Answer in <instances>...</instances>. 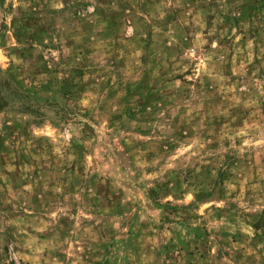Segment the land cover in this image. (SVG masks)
Instances as JSON below:
<instances>
[{
	"label": "rangeland",
	"instance_id": "1",
	"mask_svg": "<svg viewBox=\"0 0 264 264\" xmlns=\"http://www.w3.org/2000/svg\"><path fill=\"white\" fill-rule=\"evenodd\" d=\"M0 264H264V0H0Z\"/></svg>",
	"mask_w": 264,
	"mask_h": 264
}]
</instances>
